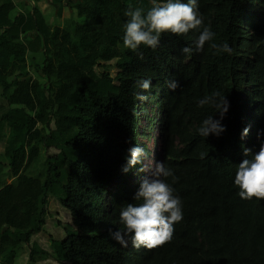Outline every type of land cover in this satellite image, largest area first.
<instances>
[{"label":"trees","instance_id":"obj_1","mask_svg":"<svg viewBox=\"0 0 264 264\" xmlns=\"http://www.w3.org/2000/svg\"><path fill=\"white\" fill-rule=\"evenodd\" d=\"M38 2L56 8L59 24L50 26L41 6L21 13L0 0V264H14L23 242L31 264L49 255L31 243L45 225L47 193L70 215L65 238L50 242L60 264H264V200L241 199L234 184L238 165L264 144V0H197L198 29L162 33L157 48L135 51L123 44L124 13H146L152 0ZM205 26L214 37L196 51ZM225 43L231 53L220 50ZM215 92L230 102L226 131L205 138L202 122L220 116L198 101ZM138 94L160 110L159 161L173 171L167 182L183 213L172 239L152 249L110 236L123 228L121 208L140 203L141 180L130 177L142 164L122 171L130 147L149 154ZM45 111L51 118L40 124Z\"/></svg>","mask_w":264,"mask_h":264},{"label":"clouds","instance_id":"obj_2","mask_svg":"<svg viewBox=\"0 0 264 264\" xmlns=\"http://www.w3.org/2000/svg\"><path fill=\"white\" fill-rule=\"evenodd\" d=\"M124 14L128 19L124 25L123 44L133 51L140 45L155 49L159 46L162 33L183 35L190 30L198 29L203 23L197 0H187L186 3L183 0H166L163 3L152 0V7L146 13L143 8L136 7L130 8ZM213 37L214 33L210 27H203L194 42L196 51L202 50ZM211 47L218 46L213 43ZM220 50L228 53L232 51L227 43ZM181 51L191 55L193 49L184 47ZM138 85L145 91L151 89L150 80L138 81ZM178 86L176 81L169 84L172 91H175ZM137 98L142 101L147 99L146 96L139 94ZM206 104L216 108L220 119L209 116L202 122L198 132L205 138L210 134L219 137L226 131V126L221 121L229 110L230 102L226 96L215 92L198 101L200 107ZM248 131L247 128L243 130L241 139L248 135ZM250 151L244 148L245 156ZM146 156L142 147H130L122 171L127 173L136 165H141ZM138 171L143 172L144 169L140 167ZM168 177H172L174 181L176 179L171 168L164 162L157 161L151 176L145 175L141 178L139 189L134 195V201H140V203H127L121 208L120 221L123 228L114 232L110 230L113 240L123 247L131 243L137 249L140 247L152 249L172 239L174 225L183 219V213L181 199L174 195L173 187L167 182ZM234 184L239 188L238 195L241 199L250 200L255 197L264 200V144L251 159H244L238 165Z\"/></svg>","mask_w":264,"mask_h":264},{"label":"rangeland","instance_id":"obj_3","mask_svg":"<svg viewBox=\"0 0 264 264\" xmlns=\"http://www.w3.org/2000/svg\"><path fill=\"white\" fill-rule=\"evenodd\" d=\"M17 10L21 13H27L32 11L35 7H43V17L45 21L51 26L59 24V19L56 17V8L54 6H48L45 2H38V0H13ZM40 3V4H39ZM64 18L70 17V12L67 8L64 9ZM13 17V16H12ZM78 20V19H77ZM79 21V20H78ZM124 35V33H121ZM31 74H34L33 68H29ZM36 76V75H35ZM144 108L141 113L140 119V142L146 146L149 154L143 159L142 168L144 169L138 176L132 175L130 182L134 183L145 175L151 176L155 170L156 162L161 159V138L159 135V121H160V110L157 107L155 101H149L148 98L142 101ZM251 113V110H248ZM47 117L51 118L48 111L43 113V116L38 120L41 124ZM5 142L0 144V156L5 148ZM48 155L55 153L54 150H49ZM46 208L47 214L45 217V225L43 226L40 233L35 234L31 237V243L36 242L44 251L49 255L47 258L35 264H60L54 260L51 240L62 241L65 238L66 231H69V225L71 224L70 215L65 210L56 197L47 193L46 195ZM31 244L21 243L18 248L15 249V260L14 264H31L28 260L29 251ZM11 254H8L10 256Z\"/></svg>","mask_w":264,"mask_h":264}]
</instances>
